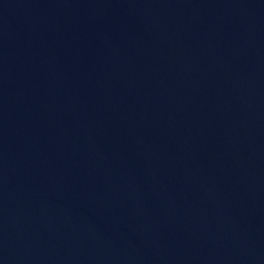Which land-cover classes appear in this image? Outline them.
<instances>
[{"label": "water", "instance_id": "1", "mask_svg": "<svg viewBox=\"0 0 264 264\" xmlns=\"http://www.w3.org/2000/svg\"><path fill=\"white\" fill-rule=\"evenodd\" d=\"M0 264H264V0H0Z\"/></svg>", "mask_w": 264, "mask_h": 264}]
</instances>
